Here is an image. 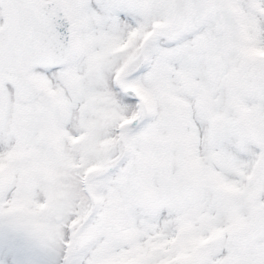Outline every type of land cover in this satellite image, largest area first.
I'll list each match as a JSON object with an SVG mask.
<instances>
[{
    "label": "snow or ice",
    "instance_id": "obj_1",
    "mask_svg": "<svg viewBox=\"0 0 264 264\" xmlns=\"http://www.w3.org/2000/svg\"><path fill=\"white\" fill-rule=\"evenodd\" d=\"M0 264H264V0H0Z\"/></svg>",
    "mask_w": 264,
    "mask_h": 264
}]
</instances>
